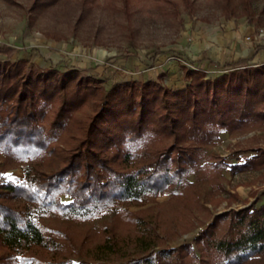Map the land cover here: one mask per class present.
<instances>
[{"label":"trees","instance_id":"1","mask_svg":"<svg viewBox=\"0 0 264 264\" xmlns=\"http://www.w3.org/2000/svg\"><path fill=\"white\" fill-rule=\"evenodd\" d=\"M241 3L249 17L251 0ZM16 51L0 45V154L23 168L22 180L0 184V264H251L264 257V201L215 216L205 238L193 237L200 253L190 241L155 249L156 236L145 228L133 240L141 253L120 263L71 261L69 238L37 220L51 210L88 218L160 194L182 195L220 132L264 126V62L219 64L204 54L197 68L183 67L185 87L172 90L153 80L107 84L74 67L28 65L13 58ZM211 66L218 69L207 75ZM90 102L93 115H74ZM208 165L261 168L264 149L241 163ZM227 218L218 235L217 223ZM111 235L100 251H115Z\"/></svg>","mask_w":264,"mask_h":264},{"label":"rangeland","instance_id":"2","mask_svg":"<svg viewBox=\"0 0 264 264\" xmlns=\"http://www.w3.org/2000/svg\"><path fill=\"white\" fill-rule=\"evenodd\" d=\"M249 11L245 16L241 0H0V45L14 46L28 65L74 67L82 76L105 81L122 75L118 82H124L158 65L160 56L197 68L180 46L199 48L217 40L230 50L242 41L257 52L260 46L264 50V0H251ZM16 53L13 58L21 57ZM160 77L156 81L172 89L170 79ZM95 109L90 102L74 115L85 118ZM262 149L264 126L223 131L204 147L206 163L188 176L190 187L180 196L160 194L127 210L115 206L88 218L51 210L37 220L44 229L60 230L69 238L64 247L73 262L101 258L120 263L137 256L141 246L133 240L145 228L156 236L155 249L190 241L200 253L203 246L193 243V237L205 238L203 232L215 216L228 212L229 218L232 211L264 201V167L231 172L208 164L219 159L241 163ZM47 164L44 160V168L51 167ZM22 178L20 163L0 154V184ZM228 218L217 223L218 235L225 232ZM110 235L116 238L115 251H100L97 245ZM251 264H264V257Z\"/></svg>","mask_w":264,"mask_h":264},{"label":"crops","instance_id":"3","mask_svg":"<svg viewBox=\"0 0 264 264\" xmlns=\"http://www.w3.org/2000/svg\"><path fill=\"white\" fill-rule=\"evenodd\" d=\"M216 44H214L211 41L205 42V44L199 46V48H192V47H183L180 46L182 52L186 53V56H189L191 59H195L194 61H203V56L206 54L207 58H209L212 61L223 63L225 61H236L238 59H251L252 63H261L264 62L262 60V55L264 54V50H262V46L260 48L258 47V52L256 48H252L248 42H240L239 46L234 42V44L230 45V50H227V48L221 44L222 41L215 40ZM260 49V50H259ZM19 50L16 54L18 56H21L19 54ZM23 57V56H21ZM157 57V56H156ZM259 57L258 60L256 58ZM24 58V57H23ZM261 58V59H260ZM158 65H152V67L147 68L144 72V74H140V76L133 77L136 78L135 80H140L141 82L147 81V80H158V76L161 77L165 82L170 79V83L172 86H168L172 89H182L185 87L187 80L183 76L182 67L183 64L175 63L174 61H168V59L165 57H157ZM214 67V66H212ZM150 69V70H149ZM155 69V70H154ZM218 68H211L209 67L207 71L214 72ZM218 71V70H217ZM180 72V73H179ZM120 74L115 75L114 77H117ZM122 75H120L119 78H115L112 80L111 78L107 79L106 82L109 84L118 82L122 79ZM180 77V78H179ZM107 78V77H105ZM131 78V79H133Z\"/></svg>","mask_w":264,"mask_h":264}]
</instances>
